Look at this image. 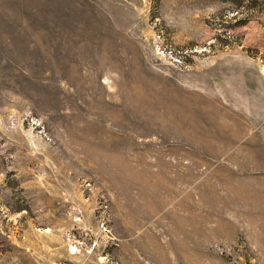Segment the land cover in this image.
<instances>
[{"label": "rangeland", "instance_id": "374dc122", "mask_svg": "<svg viewBox=\"0 0 264 264\" xmlns=\"http://www.w3.org/2000/svg\"><path fill=\"white\" fill-rule=\"evenodd\" d=\"M0 264H264V0H0Z\"/></svg>", "mask_w": 264, "mask_h": 264}]
</instances>
